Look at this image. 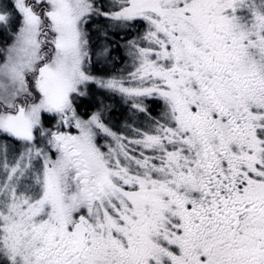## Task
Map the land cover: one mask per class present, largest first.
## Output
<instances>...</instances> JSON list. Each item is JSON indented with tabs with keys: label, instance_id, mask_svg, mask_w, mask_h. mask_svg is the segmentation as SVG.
<instances>
[{
	"label": "snow or ice",
	"instance_id": "obj_1",
	"mask_svg": "<svg viewBox=\"0 0 264 264\" xmlns=\"http://www.w3.org/2000/svg\"><path fill=\"white\" fill-rule=\"evenodd\" d=\"M94 16L143 26L127 78L89 73ZM8 33L0 264H264V0H0ZM89 82L164 122L129 140L81 119Z\"/></svg>",
	"mask_w": 264,
	"mask_h": 264
},
{
	"label": "flooded vegetation",
	"instance_id": "obj_2",
	"mask_svg": "<svg viewBox=\"0 0 264 264\" xmlns=\"http://www.w3.org/2000/svg\"><path fill=\"white\" fill-rule=\"evenodd\" d=\"M107 0H96V3L101 5ZM108 21V20H107ZM100 22L94 20L91 25H85V28L89 29V55L90 61L87 63L89 73L99 80L107 81L113 77L127 78L131 71H134L133 59L129 55L128 42L133 40V36H138L139 33L143 32V26L139 28H132L125 30L126 28H117L115 25L109 22ZM101 29V31L98 30ZM135 38V39H136ZM101 39H104V44L100 43ZM102 44V45H101ZM103 46V51L99 52L98 46ZM99 56H103V62L98 60ZM135 82L128 81L126 86L134 85ZM85 91V95L78 97L76 101V110L80 116L86 119L90 118L87 113H106L120 117V121L126 122L125 125L136 126L135 129L139 128L141 131L151 132L154 125L151 123L149 126H144L142 121L144 117L147 120H159L163 123V112L164 106L161 101H153L148 99L145 104L148 108V113H141L132 107V101L126 98L119 92L111 91L107 88L101 87L98 83L89 82L86 86H82ZM96 93H100L96 95ZM86 107V108H83ZM91 114V115H93ZM119 121V122H120ZM146 125V123H145ZM120 131L116 129V132L120 136L127 137L128 139L138 138L135 133L126 135L122 128L119 127ZM132 129H130V132Z\"/></svg>",
	"mask_w": 264,
	"mask_h": 264
},
{
	"label": "rangeland",
	"instance_id": "obj_3",
	"mask_svg": "<svg viewBox=\"0 0 264 264\" xmlns=\"http://www.w3.org/2000/svg\"><path fill=\"white\" fill-rule=\"evenodd\" d=\"M111 2V0H107V1H105V4H106V6L109 4ZM101 5H103V6H105L104 5V2L101 4ZM99 19V21L100 22H106L108 19H105L103 16H94L90 21H89V25H91V23H93V21L94 20H98ZM107 22H109V25H110V23H112L113 24V22L112 21H110V20H108ZM114 25V24H113ZM87 29V28H86ZM98 30H99V28H98ZM125 30H129V29H125ZM87 31H89V29H87ZM99 31H101V29L99 30ZM136 38V36H133V39H135ZM131 41V40H130ZM12 42V36H11V34L10 33H8V34H4V35H0V49H2V48H4V47H6L8 44H10ZM104 39H101V42L100 43H102V44H104ZM101 44V45H102ZM98 46L99 47V52H102L103 51V46ZM98 60L99 61H101V62H103V56H99L98 57ZM100 93H96V95H99ZM83 108H86V107H83ZM100 113V112H99ZM88 115H90V118H91V114H93V113H87ZM101 114V116H102V119H103V122L108 126V127H110L111 128V130L113 131V132H116V129H118V132L120 131V128L119 127H123L122 129L125 131V132H127V133H124V134H126V135H131V134H134V129L136 128V126H132V125H128V126H126L125 125V123L124 122H122V121H120V117H116V116H113V115H108V114H106V113H100ZM77 115L81 118V119H84V120H87L85 117H83V116H80L78 113H77ZM89 118V119H90ZM45 120H46V127H48V128H50V129H52V130H56V126H57V120H58V118H56V119H51V120H48L47 119V116L45 117ZM120 121V122H119ZM141 123H143L144 124V126H149L150 124H151V120H147V118H145L144 117V121H142ZM145 123H146V125H145ZM130 129H132V131L130 132ZM62 130H65V131H71L73 134H76V130L74 129V128H72V129H68V128H64V129H62ZM98 140H99V142L101 143V144H104V145H111L112 147H115L116 146V142H115V140H113V138H111V137H105V136H103V135H101V136H99L98 137ZM129 140H131V139H129ZM39 146H42V145H39ZM13 150L14 149H19L20 148V145L19 144H13Z\"/></svg>",
	"mask_w": 264,
	"mask_h": 264
}]
</instances>
